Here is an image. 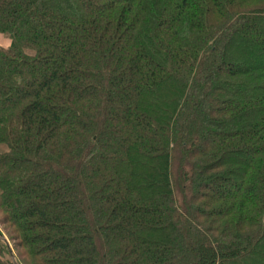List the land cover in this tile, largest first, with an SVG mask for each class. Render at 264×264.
I'll list each match as a JSON object with an SVG mask.
<instances>
[{"label":"trees","instance_id":"1","mask_svg":"<svg viewBox=\"0 0 264 264\" xmlns=\"http://www.w3.org/2000/svg\"><path fill=\"white\" fill-rule=\"evenodd\" d=\"M0 38L18 264H264V0H0Z\"/></svg>","mask_w":264,"mask_h":264},{"label":"water","instance_id":"2","mask_svg":"<svg viewBox=\"0 0 264 264\" xmlns=\"http://www.w3.org/2000/svg\"><path fill=\"white\" fill-rule=\"evenodd\" d=\"M0 241H3V242L6 243V245L8 246V249H9V253H10V257H11V259H12V262H13L14 264H18L17 259H16V254H15V252H14V249H13V247H12V245H11L9 239L6 237L5 234L0 233Z\"/></svg>","mask_w":264,"mask_h":264},{"label":"rangeland","instance_id":"3","mask_svg":"<svg viewBox=\"0 0 264 264\" xmlns=\"http://www.w3.org/2000/svg\"><path fill=\"white\" fill-rule=\"evenodd\" d=\"M0 43H1V44H2V43H3V44H7L8 41H7L6 39H1V38H0ZM2 227H3V226L0 224V228H1V229H2ZM3 234H5L6 237L9 239V237L7 236L6 233L3 232ZM9 262H10V263H9ZM11 262H12V261H11L10 256L6 254V255L4 256V264H11Z\"/></svg>","mask_w":264,"mask_h":264},{"label":"crops","instance_id":"4","mask_svg":"<svg viewBox=\"0 0 264 264\" xmlns=\"http://www.w3.org/2000/svg\"><path fill=\"white\" fill-rule=\"evenodd\" d=\"M3 44V43H2Z\"/></svg>","mask_w":264,"mask_h":264}]
</instances>
